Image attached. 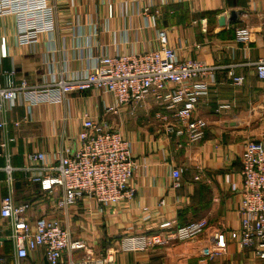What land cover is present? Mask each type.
Returning <instances> with one entry per match:
<instances>
[{
	"label": "crops",
	"instance_id": "crops-1",
	"mask_svg": "<svg viewBox=\"0 0 264 264\" xmlns=\"http://www.w3.org/2000/svg\"><path fill=\"white\" fill-rule=\"evenodd\" d=\"M50 1L56 5L55 31L42 36L35 47L10 49L9 57L2 61L1 71L16 69L17 82L24 77L32 82L42 81L47 73L58 72L65 62L71 71L89 65L88 57L94 51L89 48L93 37L107 45L111 55L156 48L157 29L167 31L169 44L178 48L180 58L220 66L215 83L208 95L200 99L195 111V116L208 121L204 138L196 144L167 135L164 126L153 118L155 106L150 100L127 105L113 119L131 141L133 153L141 163L135 181L137 195L129 212L100 211L95 206L89 213L83 210L57 212L56 216L71 230L73 239L85 246L75 256L88 251L102 253L124 234L149 231L166 219L182 225L206 218L212 227L238 229L239 157L247 140L264 133V82L257 78L252 64L264 56V37L257 32L259 24L264 22V0ZM111 3L114 5L112 18L107 16V5ZM147 5L150 6L148 20L139 12V8ZM233 11L237 12V17L230 21ZM222 16L224 25L219 24ZM241 25L251 26L256 31L247 50L234 40V28ZM231 65L236 75L244 77L241 87L231 84L228 77ZM1 83H5L3 76ZM220 100L230 103V109L217 113ZM108 102L110 98L102 93L96 97L89 91L80 95L74 93L70 100L72 119L67 125L61 121L65 116L64 106L56 105L36 109L32 123L21 127L20 131L10 126L11 135L20 136L10 146L13 166L21 167L23 154L32 148L58 149L61 133L66 129L73 133L79 124L74 121L81 116L83 108L102 115L103 103ZM23 115L22 108L14 112L15 119ZM69 143L73 145L75 141L71 139ZM4 165V159L0 158V200L7 193ZM172 168L181 170L179 189L170 187ZM196 175H201V179L194 180ZM13 197L17 203L32 204V219L53 211L51 197L38 185L26 182L20 173H15ZM162 199L164 205L159 204ZM142 207L151 210L149 220L143 219ZM7 224L0 217V264H11L16 256L8 239ZM209 232L195 241L170 247L116 254L114 264H262L251 249L239 250L231 237L227 254L208 261ZM21 262L48 264L42 248Z\"/></svg>",
	"mask_w": 264,
	"mask_h": 264
},
{
	"label": "built area",
	"instance_id": "built-area-1",
	"mask_svg": "<svg viewBox=\"0 0 264 264\" xmlns=\"http://www.w3.org/2000/svg\"><path fill=\"white\" fill-rule=\"evenodd\" d=\"M113 11L114 5L108 4L107 16L112 18ZM149 11V5L139 8L146 20ZM55 19L56 5L50 0H0V158L5 161L2 170L7 186V193L0 200V217L8 222V239L16 252L11 264H22L23 259L39 248L44 250L48 264H114L116 254L146 252L195 241L209 230L208 261L227 254L231 237L239 250L251 249L254 257L264 264V133L247 140L239 157V227L235 231L224 226L212 227L206 218L182 225L166 219L149 231L124 234L102 253L88 251L75 256L85 246L73 239L71 230L56 216L57 212L83 210L89 213L94 206L100 211L129 212L137 195L135 181L141 163L133 153L131 141L113 119L127 105L150 100L155 106L153 118L164 126L167 135L196 144L204 138L208 121L195 116V111L200 99L208 95L215 83L220 66L180 58L178 48L169 44L167 31L157 29L156 48L137 53L111 55L107 45L93 37L89 48L94 51L91 50L88 57L89 65L71 71L65 62L58 72L47 73V78L39 82L25 77L15 81V68L1 71L2 61L9 57L10 49L35 47L42 36L55 31ZM255 32L251 26H237L234 40L247 50ZM257 32L264 37V22L259 24ZM252 64L257 78L264 82V56ZM228 77L233 86L243 85L244 77L234 73L233 65ZM86 91L94 97L102 93L110 98V102L103 103V114L83 108L81 116L74 121L79 124L75 125L73 133L67 129L61 133L58 149L32 148L23 154V165L14 167L10 146L20 136L11 135L10 126L20 131L21 127L32 123L36 109L56 105L64 106L65 116L61 121L67 125L72 119L71 95ZM230 107V103L220 100L216 112ZM17 108L24 110L21 119L14 118ZM71 139L75 144L69 143ZM15 173H20L26 182L38 185L51 197V213L32 219V204L14 200ZM200 179L201 175L194 177V180ZM170 180V187L179 189L181 170L172 168ZM164 203L163 199L159 202ZM141 215L149 220L151 210L142 207Z\"/></svg>",
	"mask_w": 264,
	"mask_h": 264
},
{
	"label": "water",
	"instance_id": "water-1",
	"mask_svg": "<svg viewBox=\"0 0 264 264\" xmlns=\"http://www.w3.org/2000/svg\"><path fill=\"white\" fill-rule=\"evenodd\" d=\"M236 17H237V12H235V11L231 12L230 21H232ZM219 24L220 25H224L225 24V17L224 16H222V17L219 18Z\"/></svg>",
	"mask_w": 264,
	"mask_h": 264
},
{
	"label": "trees",
	"instance_id": "trees-1",
	"mask_svg": "<svg viewBox=\"0 0 264 264\" xmlns=\"http://www.w3.org/2000/svg\"><path fill=\"white\" fill-rule=\"evenodd\" d=\"M23 203V202H22Z\"/></svg>",
	"mask_w": 264,
	"mask_h": 264
}]
</instances>
